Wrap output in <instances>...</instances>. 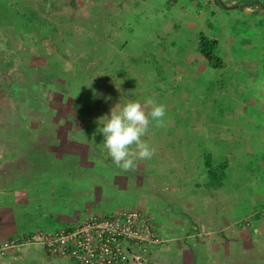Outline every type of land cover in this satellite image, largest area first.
<instances>
[{"label": "crops", "instance_id": "crops-1", "mask_svg": "<svg viewBox=\"0 0 264 264\" xmlns=\"http://www.w3.org/2000/svg\"><path fill=\"white\" fill-rule=\"evenodd\" d=\"M124 2L126 8L116 20L146 3ZM157 6L158 41L150 42L157 47L160 59L155 56L154 60L161 66L151 93L159 97L157 103L166 106V115L174 111L166 100L180 108L179 116L188 118L189 136L182 140L173 136L181 129L165 132L151 126L143 139L155 147V155L137 160V166L128 171L114 164L97 132L98 119L130 100H139L146 113L152 110L145 104L149 97H141L128 81L120 43L108 55L122 56L108 57L110 67L103 63L99 78H93L95 84L99 80L100 93L92 97L90 88L81 84L78 79L82 80L84 71L79 68L77 74L64 77L60 99L77 97L72 106L83 111L88 105L95 113L91 120L95 123L90 125L93 131L83 132L73 148L54 149L52 145L44 159L39 157L42 147L36 141L44 123L36 111L29 115L22 107L30 90L24 87L28 96L22 90L17 97L19 110L0 97V245L42 230L71 228L93 215L134 210L151 219L159 239L143 252L147 264L181 260L188 264H264V207L255 205L253 198L258 199V193L250 195L247 186L239 184L240 176L251 172L246 164L252 160L245 162V156L251 150L253 116L264 112V0H160ZM201 34L219 41L223 68L211 67L201 54ZM48 65L51 70L57 68ZM52 73L47 80L57 78ZM27 82L22 85L37 86L35 81ZM48 84L57 85L55 81ZM22 93L27 97L22 99ZM102 103L113 107L102 111ZM167 120L164 117L170 123ZM187 143L190 155L184 150ZM31 147L34 156L21 157L24 152L25 157L32 154ZM208 153L214 166L228 164L227 177L220 185L209 179L204 162ZM34 160H39V169ZM260 163L258 168L264 171ZM252 177L254 183L258 176L253 173ZM240 199L252 202L250 210L240 211ZM0 264L73 263L35 245L7 250L0 254Z\"/></svg>", "mask_w": 264, "mask_h": 264}, {"label": "rangeland", "instance_id": "rangeland-1", "mask_svg": "<svg viewBox=\"0 0 264 264\" xmlns=\"http://www.w3.org/2000/svg\"><path fill=\"white\" fill-rule=\"evenodd\" d=\"M159 1L145 0L146 3L138 10L123 14V20H116L126 8L124 0H75L74 4L71 0H0V97H6L7 105L9 101L10 105L13 103L14 108L19 110L20 108L17 106L20 107V104L16 101L17 97H21L22 90L25 92L26 88L23 89L24 87L30 90L29 96L27 94L29 91L25 92L28 98H24L27 96H23L24 93H22V99L25 100L22 102V107L29 115H34L36 111L44 123V126L38 130L42 133L36 141V145L39 148L42 147L43 154L39 155L40 151L39 157L42 156L44 159L48 150L47 147L52 145L54 149L58 147L73 148L81 142L83 132L93 131L90 125L95 123L91 121L94 119L95 113L92 114L88 105L82 111L81 108H79L80 110L77 109L76 104L72 106L77 97H70L67 101L60 99L63 93L62 86L65 85V75L77 74V68L84 71L82 80H78L81 84H86L85 87L90 88L93 97L95 92L100 93L99 80L95 81L97 83L95 84L93 78L98 75L101 65L106 63L104 67H110L108 57L111 56L114 59L117 56L119 58L122 56L120 54L123 53V58L127 63L124 66L125 68L128 67L127 70L129 71L128 81L132 82L133 89L138 90L141 97H149L156 102L159 101V97L157 98L155 97L156 94L151 93V87L159 75L161 64L159 65L154 60L155 56L159 58L157 47H152L153 43L150 42L152 40L158 41L157 26L160 23V16L157 14V5ZM40 4H45L47 14L54 17L55 23H59L56 24L55 30H51L49 34L43 36L42 40L34 38V30L27 27L26 21L19 14L17 15V12L27 13L29 8L32 9L33 6ZM189 38L191 39V37ZM119 43L123 45L119 48L122 52L108 55V51ZM115 62L120 61L115 60ZM48 64L57 68L51 70ZM49 71L53 72L54 77L57 78L51 81L50 79L47 80L48 75L51 74ZM102 73L104 72L102 71ZM25 81H29L27 83L35 81L37 86L22 85ZM54 81L58 86L52 87L48 84L49 82L54 83ZM101 97H106V95L101 94ZM54 99L55 101H53ZM99 103L101 102L99 101ZM165 103L174 110L173 112L169 111L171 116H168L169 113L165 116L170 123L166 122L155 130L169 132L173 131L174 128L181 129L175 132L173 136L184 140L189 136L188 118L183 117V115L179 116L180 108L175 107L172 102L166 100ZM102 106L103 108L99 109L103 111V109L110 108L111 104L102 103ZM47 113L48 116H46ZM177 116L179 118H175ZM253 117L252 134L249 135L251 136V150L250 154L245 156V162L252 160L246 164V168L251 172L240 176L241 182L239 184H245L248 191L252 192L250 195L259 194L258 199L253 198L257 209H259L264 207V171H260L258 168L259 162L264 167V112L255 113ZM172 121L175 122L172 124ZM186 146L187 148L184 147V150H186L187 155L192 154L189 143ZM31 151L32 154L27 153V157H25V152L20 155L23 158L34 156L35 149L31 147ZM183 155L186 157V154ZM208 157H210L209 153L205 155V163ZM34 161L38 163L35 169H39V160ZM210 162L216 163L213 158ZM44 167L41 166V168ZM253 173L258 177L254 178V183H251ZM138 190L136 187L135 192ZM241 200L240 211L246 208L250 210L249 205H252V202ZM38 246L43 250L42 245L38 244ZM132 264H147L145 255L142 254L141 258L133 261ZM168 264L188 263L181 260Z\"/></svg>", "mask_w": 264, "mask_h": 264}, {"label": "built area", "instance_id": "built-area-1", "mask_svg": "<svg viewBox=\"0 0 264 264\" xmlns=\"http://www.w3.org/2000/svg\"><path fill=\"white\" fill-rule=\"evenodd\" d=\"M158 241L149 217L122 210L113 215H93L58 232L38 231L13 239L0 246V253L39 244L49 254L68 257L73 264H132L145 248Z\"/></svg>", "mask_w": 264, "mask_h": 264}, {"label": "clouds", "instance_id": "clouds-1", "mask_svg": "<svg viewBox=\"0 0 264 264\" xmlns=\"http://www.w3.org/2000/svg\"><path fill=\"white\" fill-rule=\"evenodd\" d=\"M145 104L152 106L145 112L139 100H130L118 109L119 103L111 109L110 115L98 119L97 132L103 136V145L114 164L124 170H132L137 160L151 159L156 149L143 137L151 126H163L166 106L148 98Z\"/></svg>", "mask_w": 264, "mask_h": 264}, {"label": "trees", "instance_id": "trees-1", "mask_svg": "<svg viewBox=\"0 0 264 264\" xmlns=\"http://www.w3.org/2000/svg\"><path fill=\"white\" fill-rule=\"evenodd\" d=\"M71 2H73L74 4L75 0H71ZM40 5H35L36 8L34 6L32 9L29 8L27 13L21 14L20 12H17V15L19 14L20 17L23 18L24 21H26V23L28 24L27 27L34 30V38L36 37L37 39L40 38L39 40H42V37L49 34L51 30L54 31L56 28V24L59 23H55V20L53 19L54 17H50L47 14L45 4ZM218 45L219 41L217 39L211 38L206 34L200 35L199 50L204 56L207 63L215 69L223 68L225 66L224 60L218 55ZM210 159L212 158L208 157L206 162V166L209 171V179L214 185H220L227 177L228 164L222 163L219 166H214V164L210 162ZM60 230L61 229L53 232H58Z\"/></svg>", "mask_w": 264, "mask_h": 264}]
</instances>
